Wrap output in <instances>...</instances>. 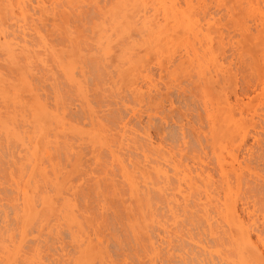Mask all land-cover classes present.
Returning <instances> with one entry per match:
<instances>
[{
	"label": "rangeland",
	"instance_id": "1",
	"mask_svg": "<svg viewBox=\"0 0 264 264\" xmlns=\"http://www.w3.org/2000/svg\"><path fill=\"white\" fill-rule=\"evenodd\" d=\"M127 1H123L125 7L121 5L123 4L122 2H113L112 4L106 3L108 0H9V2L4 0V3L3 0H0V100L2 101H0V104H3L4 101L6 102V99L7 101L8 99H12L11 102L9 100L10 104L20 100L24 101L23 103H25V101L32 103V97L35 95L32 96L31 93L37 89L35 91L38 93L34 92L33 94L37 95L36 97H38L39 101L41 98V101H44L47 105L49 102V107L56 103L55 106L57 107L59 105L58 108L64 112L66 124V131L64 129V134L66 135V144L70 142L67 145L69 147L71 145V149L68 150L69 147L66 145L67 152L65 151L66 156L63 161L64 163L67 162L63 167V170H65L63 174L66 176L68 174L71 175H68L69 178L64 176V183L66 184L64 185L66 187H63L65 188V190L63 189V193L67 196V201H71L67 204L71 207L72 216L75 215L74 220L70 218L71 216L68 217L69 215H65L67 218L61 221L63 224L58 222L60 223L59 226L62 224L61 227H59L56 222L57 219L55 220L57 215L54 214L58 206V197L54 193V188L52 190L53 193L50 191L52 188L49 189L47 194V196L49 195L47 197L48 199L45 198L47 201L46 203L44 202L47 206L49 205L53 208L54 213L53 210H51L53 213L51 215L48 214L50 212H47L48 208H44L45 206H43L42 211V208L39 207L42 206L40 205L42 200L39 204L38 201H40V199L34 197L36 201L38 199V206L35 204L38 208L34 206V209L44 213V209L47 210V214L50 215L49 219H47L49 221L47 222L49 223L50 219L51 223L53 222L51 224V229L48 228L50 236L52 237V235L58 230H61L63 226V231L61 230L62 233L59 235L61 244L60 242L58 244V238L56 239V236L53 235L52 239L45 231L44 233L47 235L43 233V236H48L47 239L44 238L45 240L43 238L37 239L34 230H31L30 234L27 232V234L24 235L19 234V232L17 233L16 229H14L13 235L9 232L5 233V229L2 230L1 228L5 227L6 230L9 231L10 227H14L17 223H20V218L18 217L21 215H19L18 212L17 214L19 216L17 215L16 218H14L16 219L14 222V220H12L14 214L12 212L14 211H10L9 208V211L6 210L7 207L5 206V212L7 213L8 211L7 214H9H6V219L12 215L8 219L12 220L13 223L7 219V223L9 222L7 224L5 219L0 217V220L3 219V223L0 221V226H2L0 229L1 232L4 231V235L0 236L2 237V239L0 238V264H168L164 261L165 257L168 255L167 253H169L170 256H174L179 252L181 244L184 245L186 249H189L191 244L199 242L198 237L192 236L196 234L191 228L192 226H189L191 224L189 223L191 221H189L191 216L188 217V214L190 213L191 215V212L194 210L191 207L192 205L190 206V202H192L191 200L193 199L191 196L194 195H190V193L192 192L194 194L193 191L197 186V188L200 187V191L198 190L199 188H196L197 190L195 189V191H197V193L195 194H200L201 197H203L202 194L208 189L207 192H209V194L211 193L213 194L212 196L215 197L219 194L218 197L221 198L222 195L220 192L222 191H219L218 183L221 184L222 180H226V182L231 185L233 191L230 190L231 192L229 191L226 193L228 195V197H226L228 198V202L236 200V202H234L236 203V209L238 208L237 213H239L238 215L241 220L243 219V222H246L244 224L248 225L249 221H253V223L251 222L253 224L252 227L250 226L251 224H249L250 228H252L250 240L256 243L260 252L264 253V0H143L142 3L136 1V5H134L135 3L133 0ZM96 2L102 10L97 9ZM2 3L5 4V6L8 5L7 3H10V6L2 8L4 7ZM37 4L39 5L37 6ZM42 4H44L43 7ZM7 7L9 9H7ZM10 8H12V11ZM43 8H46V11ZM22 9L25 11L24 13ZM109 12L111 16L108 14ZM10 13L12 15H10ZM25 13L26 16L23 15ZM152 14L157 16V19ZM148 17H154L156 21L151 22V24L155 22L157 25L158 22L159 27L156 30L154 28L157 26L153 24V26L150 27L147 21L145 23L146 25L144 24L145 27H147V30H149L148 28L150 27L154 31L156 30L155 32L153 31V33L158 32L159 34L157 33V35H154L150 30L151 32L149 31V35L148 31L143 30L146 28L141 27L145 19H149ZM39 18L42 22L39 21ZM133 24H135L136 27ZM33 26L37 27V30H34L35 33L31 29ZM147 32L149 36L146 35ZM153 35L154 39L158 38L157 44L154 42V39L152 40ZM22 36L24 38H22ZM150 39L155 44L152 43ZM149 44L150 48L148 47ZM22 45L29 48H26L28 52L32 51L29 52L30 55H28L26 49H24L25 46L23 47ZM50 46L51 50H49ZM8 48L11 52L17 54L16 58L13 56L14 53L10 54V59L7 58L10 52ZM150 49L155 50L151 51ZM33 51H35V53ZM49 51H52V54ZM18 52H20L21 56ZM57 52L58 57L62 54L60 56L61 58L57 57ZM74 52L75 54H73ZM23 53H27L25 54L26 57ZM66 53L67 55H65ZM75 55L76 57H74ZM116 55H119V57H116ZM104 56H107V58L105 57L107 60L103 59V61L102 58H104ZM93 57L96 58V60H94ZM17 58H19L18 62L20 61V64L16 62L15 65L14 60ZM99 59L101 63H105L99 64ZM9 60L11 61L8 62ZM25 60L27 61L25 62ZM91 60L94 63L98 62L97 66H95L96 64ZM89 65L93 66H90V68ZM92 67H94V69ZM21 68L22 70H26L21 71ZM107 70L109 71L107 72ZM20 72L24 73L20 74ZM11 73L13 75H11ZM19 75L24 76L19 77ZM6 78L10 80L6 81ZM3 79L4 82L6 81L8 83H4ZM22 81H28L27 85L24 83L25 86ZM12 83H14V85H12ZM16 84L18 88L15 86ZM7 85H10L9 88ZM27 86H29V88L32 87L31 90ZM27 89L32 92H27ZM55 89L59 93L55 91ZM29 93L32 97H30ZM18 97L20 99H18ZM44 98L47 100L46 102ZM85 103L90 106L89 108L87 107L89 113L87 112ZM10 104L9 106H11ZM53 106L51 108H53ZM90 109L92 112H90ZM1 110L5 112V110ZM2 111H0L1 115ZM90 113H94V116ZM113 118H115V121L110 123ZM95 120L99 121L96 122ZM99 124L102 126L101 128ZM104 126H107L106 129ZM5 128H7V126H5ZM8 130L9 131H5L6 133L4 134V131H0L1 140L4 138L3 136L5 134H14V132L10 133L12 129L10 131L8 128ZM18 130L15 134L18 135L21 131L19 134V136H21L23 129ZM35 135H37L36 139H38V134L36 133ZM19 136L17 137L19 138ZM16 141L13 139V142H15L14 144H16ZM83 142H85V144ZM19 143L17 141V145ZM109 149L112 150L111 154L113 153L114 156H110L108 152ZM0 150L2 151H0V155H3L0 159L4 158L3 161L0 160V164L2 165L1 168L6 170L5 172L4 169H0V192L5 193L6 186L8 190H6V193L8 194L11 190L10 194L11 192L13 194L15 191L12 190V188H15L14 183L20 187L24 179V183H22L20 188L24 190L26 196L28 197L29 194L31 196L34 193L33 196L38 195L39 192H37V188H33L37 190L33 192L32 186L35 182H32L31 179L40 180L39 182L41 183L40 173L38 178H36L37 175L32 178V175L35 173L38 174L36 171L31 175V183L29 182V185L32 191L27 185L29 181L27 177L29 174H25L27 170L28 173H30L29 169L25 170L24 174L21 176L18 172L17 174L12 170L14 168L11 165L12 163H10L11 166L7 167L12 169L9 170L5 166L9 164L8 158L10 160L11 157H8L9 154L7 152V154L3 153L5 152L4 149L0 148ZM5 154L7 159H5ZM116 157L118 159L120 158V160ZM65 158H67L66 161ZM74 163H76V166ZM3 164L6 165L3 167ZM27 166L26 164V167ZM122 166L124 170H122ZM144 167L149 170L157 169V177L155 176V171H149V173L145 175L144 171L147 169H144ZM150 167L156 168L151 169ZM221 167L224 169V172ZM46 168V173H49V167ZM134 169L143 174H138ZM174 169L176 170L175 173H173ZM220 169L223 172L221 175ZM2 170H4L3 173L5 175L13 171V177H15L12 178L15 179V182L13 183L14 180L8 177L9 180H11V183H9L10 181L8 178H5V175L1 172ZM159 170L164 171V175L162 172H159V174H162L160 175L162 179L161 177L159 178L160 181L162 180V185L166 183L163 181V176H165V174L170 179L169 182H174L181 177L179 179V182L181 181L179 185H182L180 187H182L183 191L178 189L180 193L176 194L175 189V191H173L175 193L173 194L171 190L168 191V189H171V187L168 186H171L173 183H169V185L166 184L168 188L165 185L162 187L160 181L158 182L159 184H156L157 181H154L159 180ZM146 172H148V170ZM134 173H136V176H132ZM189 173H191V175ZM236 173H238L239 176ZM129 174L131 177H129ZM172 174L175 176L173 175L172 177ZM49 175L50 173L48 176ZM122 175L123 177L125 176V178H123ZM183 175L186 178L190 177L192 183L187 179L182 180V178H185ZM50 176L52 179L53 175L51 174ZM146 176L147 179L148 177L149 179L148 181L145 179L147 181L145 183L142 180ZM176 176L177 178L174 180ZM171 177L173 180H171ZM235 177H238V179ZM66 178L68 180H66ZM134 178L135 180L137 178L136 183H138L137 188L139 189L135 187ZM207 178L209 180H207ZM131 179L133 180L131 181ZM150 179L152 183L149 181ZM164 180L166 181V178ZM237 180L240 184L239 190L237 189L238 187H235ZM4 181H8V183L6 182L5 185H3ZM111 182H113L114 186L113 184L111 185ZM176 182L174 184H176ZM184 182L185 184H183ZM186 182L194 185L189 187V183L186 184ZM32 183L33 185L31 186ZM40 183L37 181L35 185L40 186ZM11 184L13 186H9ZM146 184L153 187L151 188L149 186V188ZM154 184L156 185L154 186ZM23 185L28 186V188L25 186L23 187ZM202 185L206 187V190ZM156 186L162 187V189L167 188L166 190L168 193L167 191H165V193L164 189L160 195L157 190L153 192ZM113 187H117L116 190L118 189V191H114L115 189ZM144 188L153 189L152 193L149 195V197L151 196L150 199L153 200V202H150L151 206H148L150 209L148 208L147 210V208H145L146 206L143 205L144 208L142 212H136L138 209L141 210L142 206L141 209L137 207L138 209L135 208L137 210L132 212L131 209L135 206V204L133 205L135 202L132 200L134 199L135 201L137 195L140 197L141 191L143 192L142 196H144ZM188 188H190V190ZM216 189L218 191H216ZM201 190H203L202 194ZM139 191L140 193L138 194ZM120 192H122L121 194L123 195H121ZM155 192L158 197L153 196V194L156 195ZM7 194L5 195L8 196ZM12 194L8 197L15 195V193ZM54 194L57 197V201L54 198ZM188 194L192 199L189 198ZM50 195H52L51 197H53L57 205L53 200H49L52 199ZM118 195H121V198L122 196L125 198L121 199ZM170 195L172 196L171 198L175 195L174 198L178 200L174 201L175 199H171L169 197ZM184 195L189 198L188 208L193 209H190L191 212L188 211V214L185 212L189 209H186L184 213L183 211L179 212V214L182 213L184 218L185 214L187 215L185 219L182 216H180V218L178 216V211L181 210V204L183 205L184 199L187 198ZM30 196L28 197L29 199ZM132 196L135 197L133 198ZM181 196L185 198L181 200ZM118 198L122 200L123 204L121 200V203L119 202ZM154 198H160L159 200L161 201L162 199V202L166 201V203L163 202L165 205L162 202L159 204L158 202L160 201L154 200ZM170 199L171 201L173 200L174 206H172V202L169 203ZM179 201H181V203H178ZM49 202L54 205L47 204ZM175 202L178 204H175ZM71 203L73 207L69 205ZM128 204L132 206L131 209ZM167 204H171L169 208H173L174 210H172L174 212L165 208ZM127 206L128 209H130L127 210L128 212L130 211L129 213H126L127 208L124 209ZM177 206H179L178 209L176 208ZM246 207L249 211L248 214ZM29 208L31 209L29 210ZM66 208L65 213H71L68 211L69 208ZM32 209V206L27 207L25 210L26 212L24 211L26 214L21 212L26 216L29 215L28 213ZM118 210L119 213L115 214ZM175 210L177 211L176 213ZM168 211L170 213H168ZM149 212L151 213L149 214ZM125 213L127 215H125ZM138 213H145L146 215L142 214V218V215ZM32 214V217H34L35 215L33 212L30 215ZM38 214H36V216ZM40 214L42 213L40 212ZM171 214L177 215L178 217L175 218V216ZM210 214L212 218L214 217L213 219L210 218L213 225L215 219V222H218L217 225L222 222V220H219L220 214L217 213V215H215V212H211ZM52 215H55V218H52ZM118 215L124 216L118 219ZM132 215L137 218L135 219L137 221H134L133 217L130 218ZM223 215L221 217L222 219L226 214ZM216 216H219V218ZM36 218L34 220H36ZM76 220H79L78 223H81V226L84 227L85 230L81 227L84 232L81 231V229H79L80 233L76 230L78 223H73V221L76 222ZM89 220L91 222H89ZM4 222L6 223L5 225ZM55 222L57 225H55V228H58L54 229L57 231L53 230ZM85 222L87 225H85ZM143 222L145 224H143ZM10 223H12V226L9 225ZM7 225L9 226V230L7 229L8 227H6ZM129 225L133 226L131 230L133 229L132 232L135 231L134 233L131 232ZM12 228L11 230H13ZM14 228H17V226ZM186 229L190 232L194 231L191 232V237H194L193 239L197 242L194 241V243H191L192 241L189 240L188 230ZM72 232L74 235H76L77 232L76 238H73H75L74 241L78 242L77 245L81 244L79 246L82 249H79L82 250V253L84 251V245L85 249H87L85 251H88L86 243L92 241L93 243H88L92 248V250L88 252H94L93 247H101L104 248V251L109 257L106 256L105 253L104 255L102 254L104 257H101L99 252L101 253L102 249L97 252L95 248L96 252L94 253L99 254L101 259L96 258L98 256H96V254V257H94L93 253L87 255L88 252L84 251L85 253L82 254L78 251L79 249L77 248L79 246L77 247L71 237L72 235H70ZM183 232L186 233L184 234ZM8 233L14 236V238L11 235L9 237ZM85 233L88 236L85 235ZM5 234H7V238H4ZM17 234L19 237H17ZM256 235H259L260 238L258 239ZM8 238H10L11 242H8ZM78 238L83 239H81L82 243L80 239L78 241ZM201 238L199 237L201 241H204V239ZM35 239L36 241L40 240V250L38 253L41 252L39 253L40 255H38L42 259H33L32 261L29 259V261H26L21 260V258H14L13 255H15L18 250L23 254L26 251V247L35 244ZM41 240L44 242L42 246H40L43 243ZM45 242L47 244H45ZM2 243L6 246H3ZM238 244L239 246L243 245L240 242H238ZM236 246L234 242V244L232 243L230 246L213 247L215 249H213L215 251L213 253L216 255L227 253L229 264H245L240 256V250L247 249L245 251H249L248 249H250V247L248 244H244L242 246L243 249L242 247ZM60 247H63V249ZM5 249L10 251L8 255V251L6 252ZM20 253H18V256L22 255ZM91 255L93 257H89L88 259V256ZM81 257H83V259ZM12 259L15 260L13 261ZM153 260L154 263L152 262Z\"/></svg>",
	"mask_w": 264,
	"mask_h": 264
},
{
	"label": "bare ground",
	"instance_id": "2",
	"mask_svg": "<svg viewBox=\"0 0 264 264\" xmlns=\"http://www.w3.org/2000/svg\"><path fill=\"white\" fill-rule=\"evenodd\" d=\"M21 1H23V0H21ZM28 1H30V0H28ZM96 1V0H95ZM104 1V0H103ZM111 1L112 0H108V2H106V3H109V4H112L113 2H122L123 3V1H127V0H116V1H112V3H111ZM132 1V0H131ZM134 1V5H136V3L137 2H140V3H142V1L143 0H133ZM137 1V2H136ZM2 2V1H1ZM6 2H9V0H6ZM55 2V1H54ZM128 2V1H127ZM145 2V1H144ZM3 3H4V0H3ZM2 3V4H3ZM12 3V2H11ZM21 3V2H20ZM91 3V2H90ZM104 3V2H103ZM8 5H6V6H10L9 4L10 3H7ZM23 4H24V2H23ZM40 4V3H39ZM39 4H37V6L39 5ZM96 5H97V2L95 3ZM139 4V3H138ZM20 5V4H19ZM43 5L44 4H42V7H43ZM95 5V6H96ZM99 5V4H98ZM97 5V9H101V7L100 6H98ZM118 5H119V3H118ZM122 6L124 5L125 6V4L123 3V4H121ZM127 5V4H126ZM134 5H133V7H134ZM3 6L4 7H2V8H5L6 6H5V4H3ZM16 7H18V6H16ZM20 7V6H19ZM45 7V6H44ZM100 7V8H99ZM103 7H104V4H103ZM114 7V6H113ZM113 7H111V8H113ZM117 7V6H116ZM126 7V6H125ZM1 8V7H0ZM24 8H26V7H24ZM23 8V9H24ZM38 8V7H37ZM55 8V7H54ZM119 8V7H118ZM124 8V7H123ZM7 9H9L8 7H7ZM11 9V11H12V8H10ZM22 9V10H23ZM39 9V8H38ZM43 9H45V11H46V8H43ZM42 9V10H43ZM110 9V8H109ZM119 9H121V8H119ZM125 9H127V8H125ZM1 10V9H0ZM17 10V9H16ZM52 10V9H51ZM102 10V9H101ZM123 10V9H122ZM8 11H10V10H8ZM27 11V10H26ZM65 11V10H64ZM93 11V10H92ZM3 12V11H2ZM1 12V13H2ZM5 12V11H4ZM25 11L23 10V13H24ZM29 12V11H28ZM42 12V11H41ZM44 12V11H43ZM57 12V11H56ZM118 12V11H117ZM117 12H116V14H117ZM121 12V11H120ZM154 12H156V11H154ZM9 13V12H8ZM21 13H22V11H21ZM48 13V12H47ZM67 13V12H66ZM119 13V12H118ZM152 13V12H151ZM12 14H13V12H12ZM11 13H10V15H12ZM103 14H104V16H105V13L103 12ZM108 14H110V12L108 13ZM125 14H127V13H125ZM154 14V13H153ZM152 14V15H153ZM22 15V14H21ZM23 15H25L26 16V13L25 14H23ZM28 15V14H27ZM44 15H45V13H44ZM46 15H49V14H46ZM60 15V14H59ZM102 15V14H101ZM113 15V14H112ZM138 15V14H137ZM151 15V16H152ZM4 16V15H3ZM17 16V15H16ZM110 16H111V14H110ZM155 18L157 17V16H155V15H153ZM7 17V16H6ZM22 17V16H21ZM64 17V16H63ZM86 17V16H85ZM91 17V16H90ZM127 17V16H126ZM143 17V16H142ZM154 17H152V18H154ZM23 18V17H22ZM50 18V17H49ZM80 18V17H79ZM149 18V17H148ZM152 18H149V19H145V22H143L142 24L144 25L145 23H146V21L147 22H149V26L151 27V26H153V24H154V26H157V27H155L154 29H156L157 30V28L159 27L158 26V22H157V25H156V23L154 22L153 24H151V22H153V21H156V19L154 20V19H152ZM73 19V18H72ZM122 19V18H121ZM133 19V18H132ZM143 19H144V17H143ZM150 19H152V20H150ZM23 20H24V18H23ZM41 19L39 18V21H40ZM60 20V19H59ZM38 21V22H39ZM66 21V20H65ZM124 21V20H123ZM40 22H42V21H40ZM67 22V21H66ZM121 22V21H120ZM136 22V21H135ZM81 23V22H80ZM131 23V22H130ZM129 23V24H130ZM14 24V23H13ZM43 24V23H42ZM45 24V23H44ZM51 24V23H50ZM18 25V24H17ZM57 25V24H56ZM61 25V24H60ZM68 25V24H67ZM120 25V24H119ZM134 26H135V24H133ZM140 25V24H139ZM143 25H141V27H144V28H146V29H143V30H146V31H150L152 34H154V35H157V33H153V29H151L150 27L148 28L149 30H147V27H145V25L143 26ZM147 25H148V23H147ZM29 26V25H28ZM58 26V25H57ZM65 26V25H64ZM6 27V26H5ZM34 27H36V26H33V28H31L32 29V31L34 32V30L36 29L37 30V27L36 28H34ZM44 27V26H43ZM66 27V26H65ZM130 27V26H129ZM136 27V26H135ZM137 27H140V26H137ZM56 28V27H55ZM23 29V28H22ZM30 29V28H29ZM109 29V28H108ZM135 29V28H134ZM141 29V30H142ZM26 30V29H25ZM59 30V29H58ZM65 30V29H64ZM126 30V29H125ZM130 30V29H129ZM140 30V31H141ZM155 30V31H156ZM40 31V30H39ZM38 31V32H39ZM69 31V30H68ZM154 31V32H155ZM37 32V31H36ZM70 32V31H69ZM105 32V31H104ZM130 32V31H129ZM148 32L146 33V35L148 34ZM150 32H149V35H150ZM5 33V32H4ZM7 33V32H6ZM30 33V32H29ZM35 33V32H34ZM58 33H59V31H58ZM63 33V32H62ZM67 33V32H66ZM71 33V32H70ZM100 33V32H99ZM103 33V32H102ZM101 33V34H102ZM110 33V32H109ZM138 33V32H137ZM15 34V33H14ZM28 34V33H27ZM144 34V33H143ZM159 34V33H158ZM13 35V34H12ZM33 35V34H32ZM37 35V34H36ZM141 35H142V33H141ZM145 35V36H146ZM149 35H147V36H149ZM154 35H153V38H152V40L154 39ZM24 36H25V34H24ZM27 36V35H26ZM98 36V35H97ZM101 36V35H100ZM116 36V35H115ZM152 36V35H151ZM159 36V35H158ZM158 36H156V37H158ZM54 37V36H53ZM59 37V36H58ZM63 37V36H62ZM65 37V36H64ZM73 37V36H72ZM99 37V36H98ZM127 37V36H126ZM22 38H24L23 36H22ZM41 38V37H40ZM49 38V37H48ZM52 38V37H51ZM74 38V37H73ZM84 38V37H83ZM101 38V37H100ZM144 38H146V37H144ZM85 39V38H84ZM158 39V38H157ZM157 39H154L155 41V43L157 44ZM5 40V39H4ZM107 40V39H106ZM151 40V39H150ZM149 40V41H150ZM151 40V41H152ZM31 41V40H30ZM68 41V40H67ZM82 41V40H81ZM87 41V40H86ZM5 42H6V40H5ZM25 42V41H24ZM70 42V41H69ZM74 42V41H73ZM98 42V41H97ZM153 41H152V43H154ZM47 43V42H46ZM94 43V42H93ZM154 43V44H155ZM2 44V43H1ZM43 44V43H42ZM50 44V43H49ZM74 44H75V42H74ZM95 44V43H94ZM18 45V44H17ZM21 45V44H20ZM19 45V46H20ZM44 45V44H43ZM55 45V44H54ZM117 45V44H116ZM1 46V45H0ZM2 46H4V45H2ZM7 46H8V44H7ZM23 46V45H22ZM25 46V45H24ZM23 46V47H24ZM12 47H14V46H12ZM40 47V46H39ZM47 47V46H46ZM109 47V46H108ZM115 47V46H114ZM118 47V46H117ZM125 47V46H124ZM149 48H150V44H149V46H148ZM26 48H28V47H26L25 46V48L24 49H26ZM53 48V47H52ZM78 48V47H77ZM10 49H11V47H10ZM29 49V48H28ZM40 49V48H39ZM56 49H58V48H56ZM8 50H9V48H8ZM23 50V49H22ZM31 50V49H30ZM49 50H51V46H50V49ZM62 50V49H61ZM100 50H101V48H100ZM147 50V49H146ZM151 50V49H150ZM153 50H155V49H153ZM153 50H151V51H153ZM156 50H158V49H156ZM6 51V50H5ZM10 52H11V50H9ZM21 51V50H20ZM26 51H27V53H28V55H30L29 54V52H32V51H29L28 52V50L26 49ZM54 51H55V49H54ZM63 51H65V50H63ZM68 51H70V50H68ZM75 51V50H74ZM8 53L9 54V56H7V58H9L10 57V54H12V53H14V52H11V53ZM23 52V51H22ZM34 53H35V51H33ZM49 52H51V54H52V51H49ZM56 52V51H55ZM54 52V53H55ZM66 52V51H65ZM97 52V51H96ZM156 52V51H155ZM7 53V52H6ZM5 53V54H6ZM19 53V55L21 56V54H20V52H18ZM27 53H23V55L26 57V55L25 54H27ZM60 53H61V51H60ZM73 54H75V52L73 53ZM83 54V53H82ZM89 54H92V53H89ZM88 54V55H89ZM95 54V53H94ZM23 55H22V57H23ZM27 55V56H28ZM31 55H32V53H31ZM55 55H56V53H55ZM62 54H60V56H61ZM65 55H67V53L65 54ZM13 56H15V58H16V56H17V54L16 53H14V55ZM13 56H11L12 58H14ZM59 56V57H60ZM73 56V55H72ZM91 56V55H90ZM98 56V55H97ZM119 57V55H116V57ZM19 57V56H18ZM57 57H58V52H57ZM58 57V58H59ZM74 57H76V55L74 56ZM87 57H89V56H87ZM107 58V56H104V58H102V60L103 59H106ZM5 58V57H4ZM6 58V59H7ZM61 58V57H60ZM83 58V57H82ZM94 58V57H93ZM113 58V57H112ZM10 59V58H9ZM36 59V58H35ZM101 59V58H100ZM100 59L98 60L99 61V64L101 63L100 62ZM120 59V58H119ZM118 59V60H119ZM4 60V59H3ZM11 60H13V59H11ZM11 60H9L8 62H10ZM16 60V61H15ZM14 60V63H15V65H16V62L17 63H19L18 62V60H19V58H17V59H15ZM83 60V59H82ZM94 60H96V58H94ZM101 60V61H102ZM107 60V59H106ZM113 60H115V59H113ZM117 60V59H116ZM6 61V60H5ZM27 60H25V62H26ZM92 61V60H91ZM90 61V62H91ZM104 61V60H103ZM59 62V61H58ZM93 62V61H92ZM22 63V62H21ZM85 63V62H84ZM94 63V62H93ZM98 63V62H97ZM97 63H94V64H96L95 66H97ZM103 63H105V62H103ZM103 63H101V64H103ZM110 63V62H109ZM20 64V63H19ZM91 64V63H90ZM93 64V65H94ZM25 65V64H24ZM29 65V64H28ZM93 65H89V67L90 66H93ZM10 66H11V64H10ZM9 66V67H10ZM94 66V67H95ZM101 66V65H100ZM94 67H92L93 69H94ZM103 67V66H102ZM11 68V67H10ZM31 68V67H30ZM91 68V67H90ZM113 68V67H112ZM95 69H96V67H95ZM98 69V68H97ZM13 70V69H12ZM12 70H11V72H12ZM24 71L26 70V69H23ZM22 70V68H21V71H23ZM29 70V69H28ZM105 70V69H104ZM112 70V69H111ZM116 70V69H115ZM82 71V70H81ZM106 71V70H105ZM109 70H107V72H108ZM16 72V71H15ZM19 72V71H18ZM17 72V73H18ZM27 72H29V71H27ZM83 72V71H82ZM3 73V72H2ZM22 72H20V74H21ZM24 73V72H23ZM22 73V74H23ZM32 73V72H31ZM19 74V73H18ZM108 74V73H107ZM11 75H13L12 73H11ZM31 75V74H30ZM53 75V74H52ZM83 75V74H82ZM24 76V75H23ZM23 76H21V75H19V77H23ZM27 76V75H26ZM5 77V76H4ZM14 77V76H13ZM12 77V78H13ZM53 77V76H52ZM118 78H119V76H118ZM120 78H122V77H120ZM5 79V78H4ZM4 79H3V82H4ZM23 79V78H22ZM21 79V80H22ZM129 79V78H128ZM127 79V80H128ZM10 79H8V78H6V81H9ZM24 80V79H23ZM122 80H124V79H122ZM2 81V80H1ZM4 82V83H8V82ZM18 81V80H17ZM40 81V80H39ZM129 81H130V79H129ZM3 82H1V83H3ZM14 82V81H13ZM28 82V81H27ZM27 82H23L22 81V83L24 84V83H26V85H27ZM83 82H85V81H83ZM72 83H74V82H72ZM114 83V82H113ZM120 83H123V82H120ZM30 84V83H29ZM12 85H14V83H12ZM11 85V86H12ZM19 85V84H18ZM25 85V84H24ZM25 85V86H26ZM32 85V84H31ZM114 85V84H113ZM1 86V85H0ZM4 86V85H3ZM2 86V87H3ZM8 86V85H7ZM6 86V87H7ZM10 86V85H9ZM9 86H8V88H9ZM16 87H17V84L15 85ZM22 86V85H21ZM24 86V87H25ZM28 88H29V86H27ZM31 87V86H30ZM34 87H35V85H34ZM37 87V86H36ZM53 87V86H52ZM7 88V89H8ZM18 88V87H17ZM26 88V87H25ZM24 88V89H25ZM32 88V87H31ZM31 88H29L30 90H31ZM57 88V87H56ZM62 88V87H61ZM5 89V88H4ZM11 89H13V88H11ZM40 89V88H39ZM54 89V88H53ZM53 89H51V90H53ZM116 89H118V88H116ZM30 90H26L27 92H29ZM35 90H37V89H35ZM34 90V92H36ZM60 90V89H59ZM23 91H25V90H23ZM55 91H57L56 89H55ZM54 91V94L56 95V92ZM111 91V90H110ZM13 92V91H12ZM32 91H30V93H31ZM34 92H32L31 94H32V96L33 95H35V96H31V94H30V97H32V103H29V102H26L25 101V103H23L24 101H15V102H13V103H9V100L10 99H8V101H7V99L6 98H4V99H6V102L4 103L3 102V104H0V111H2L1 109H3V110H5V112L4 111H2L1 113H2V115H1V117H0V131H4L3 132V134L4 133H6L7 131H9L8 130V128L10 129V131H11V129H12V132H10V133H13L14 132V134H12V135H10V134H8V135H2L4 138L1 140L0 139V148L1 149H4L5 150V152H3V153H8L9 155H8V157L10 156L11 158H10V160L12 161H10L9 160V158H8V161H9V164L8 165H4L3 164V167L5 166V167H7V166H11L12 165V167L14 168V169H12V168H9V167H7L9 170L10 169H12L15 173H19V175H23L24 174V172H25V170H27V169H29V172L30 173H28V170H27V173H25V174H29L28 175V177H27V179H29V181H28V183H27V185L29 186V188H30V185H29V182L31 183V180H32V182H37L38 181V183H40L39 181L40 180H37V179H34L33 178V176H35V175H37V177L36 178H38L39 176L41 177L40 179L42 180L41 181V183H40V186H39V188H38V186L37 185H35V183H34V185H33V183L31 184V186H32V189L33 188H37L38 189V191L36 190V189H31L33 192H39L38 193V195H36V196H33L34 194H32L31 196H30V194H29V196H30V199L26 196V194H25V192H24V190L22 189V188H20L21 187V185H22V183H24L23 181H24V179H23V181H22V179H21V181H22V183L20 184V187L18 186V185H16V183H14L15 182V179H13L14 177H13V171H11V172H8V175H5L3 172H4V168H1L2 167V165L0 164V169H4V170H2L1 172L3 173V175H5V178H10L11 180H14L13 181V183L15 184L14 185V187L16 188H12V190L14 191L13 192V194L15 193V195L14 196H12V197H8V196H11V194H12V192H11V194H10V191H9V193L7 194L6 193V190H7V187L5 186V193L3 192V193H1L0 192V213H2V214H0V217H2L3 219H5V221H6V223H7V219L8 218H10L12 215H10L7 219H6V214L8 213V211H9V209H10V211H14V212H12V213H14L13 214V216H12V220H14V222H15V220L16 219H14V218H16V216L18 215L17 213L19 212V217L18 218H20L19 219V224L17 223V225H16V223H15V225L17 226V228H14V227H16V226H12L11 224L13 223V221L12 220H10V219H8V221H11L12 223H10L9 225H11L12 227H10V230H9V226L7 225L6 227H8L7 229L9 230V231H7L6 230V228L4 227H2V226H0V228L3 230V229H5V233H7V232H9V233H11L12 235H13V231H14V229H16V232L18 233L19 232V234H21V235H24V234H27V232H29V234H30V232H31V230H34L35 232H36V236H37V239H41V238H46L47 239V237H44L43 236V233H44V231L45 232H47V234H49V236H50V232L48 233V228H50L51 229V224L53 223H51V219H50V222L48 223L47 221H49V220H47V219H49V216L51 215V214H53L54 213V210H53V208H51L49 205L47 206L45 203H46V201L47 200H45V198H47L48 196H47V194H48V192H49V189L50 188H52V189H50V191L52 192V190H53V188H54V190H55V194L57 195V197H58V206L56 207V205H57V203L53 200V197H51L52 195H50V197L52 198V199H49L50 201L51 200H53L54 201V203H56V205H55V207H56V212L54 213V214H56L57 215V218H55V215H52V218L54 217L55 218V220H56V222H57V225L59 226V224L60 223H62L63 224V222H61V221H64L65 219L64 218H67L65 215H69L68 217H70L71 219H75L74 217H75V215H73L72 216V211H71V207L70 206H68V204L67 203H70L69 202V200L67 201V196H65L64 195V191H63V189L65 190V188H63V187H66L65 185V177L64 176H66V175H64L63 174V172L65 171V170H63V167H64V165H65V163L67 162L66 160H67V158H65V163H64V157L66 156L65 155V151L67 152V147H66V145L68 144V143H70V142H68L67 144H66V138H65V134H64V129H65V116H64V112L62 111V110H60L58 107H59V105L56 107L55 106V104H53L54 106H55V108H54V106L53 105H51V107L53 106V108H51V107H49L50 106V104H49V102H48V105H47V103H44V101H41V98H40V96H39V98H40V101H39V99H38V97H36L37 95L36 94H33ZM58 92V91H57ZM17 93V92H16ZM36 93H38V92H36ZM59 93V92H58ZM52 94H53V92H52ZM1 97H2V94H1ZM4 97H5V95H4ZM29 97V98H30ZM34 97H35V99H34ZM8 98H11V97H8ZM24 98H26V97H24ZM28 98V99H29ZM58 98V97H57ZM60 98V97H59ZM1 99H3V98H1ZM15 99H16V97H15ZM18 99H20L19 97H18ZM31 99V98H30ZM39 101H37V100ZM45 99V98H44ZM56 99V98H55ZM134 99V98H133ZM12 100V99H11ZM11 100H10V102H11ZM1 101V100H0ZM28 101V100H27ZM30 101V100H29ZM35 101V102H34ZM47 100L45 99V102H46ZM134 101V100H133ZM139 101V100H138ZM2 102V101H1ZM7 102H8V104H7ZM41 102H43V103H41ZM62 102V101H61ZM140 102V101H139ZM54 103V102H53ZM9 104L11 105V106H9ZM59 104V103H58ZM121 104V103H120ZM85 105H86V109H87V112L89 113V111H88V108L90 107V106H88L87 105V103H85ZM88 107V108H87ZM82 108V107H81ZM62 109V108H61ZM82 109H84V108H82ZM94 109V108H93ZM4 112V113H3ZM84 112V111H83ZM90 112H92V110L90 109ZM3 114H5V115H3ZM84 114V113H83ZM91 114V113H90ZM91 115H93L94 116V113L93 114H91ZM84 117V116H83ZM89 117V116H88ZM91 117V116H90ZM120 118V117H119ZM90 119H92V118H90ZM89 119V120H90ZM97 120V119H96ZM95 120V121H96ZM111 120V119H110ZM90 121H92V120H90ZM99 121V120H98ZM98 121H96V122H98ZM112 121L114 122L115 121V118H113V120H111V122L110 123H112ZM95 122V123H96ZM101 122V121H100ZM107 122V121H106ZM86 123V122H85ZM94 123V122H93ZM108 123H109V119H108ZM100 124H102V123H100ZM100 124H99V127L101 128L102 126H100ZM104 124V123H103ZM69 125V124H68ZM93 125V124H92ZM97 125V124H96ZM2 126V127H1ZM4 126V127H3ZM5 126H7V128H5ZM98 126V125H97ZM108 126V125H107ZM106 126V127H107ZM105 127V126H104ZM106 127H105V129H106ZM127 127V126H126ZM3 128H5V129H7V130H5V129H2ZM15 129V130H14ZM18 129H23V132H22V135L21 136H19V134L21 133V131H20V133L18 134V135H16L15 134V132L17 131ZM68 129V128H67ZM6 131V132H5ZM19 131V130H18ZM65 131H66V129H65ZM73 131V130H72ZM9 133V132H8ZM17 133V132H16ZM38 134V139H36L37 138V135H35V134ZM65 133H67V132H65ZM69 133H71V132H69ZM73 133V132H72ZM76 133V132H75ZM122 133V132H121ZM146 133V132H145ZM147 134V133H146ZM145 134V135H146ZM15 135H16V137H15ZM10 136V137H9ZM15 138H14V137ZM17 136H19V138L17 137ZM69 136V135H68ZM121 136V135H120ZM197 136H199V135H197ZM11 137H12V141H11ZM17 138V139H16ZM13 139H14V141H18V145H17V141H16V144H14L15 142H13ZM71 140V139H70ZM69 141V140H68ZM120 142V141H119ZM134 142V141H133ZM72 143V142H71ZM84 144H85V142H83ZM91 143V142H90ZM199 143V142H198ZM93 144V143H92ZM91 144V145H92ZM103 144V143H102ZM104 144H105V142H104ZM110 145H112V144H110ZM119 145H121V144H119ZM68 146V145H67ZM141 146V145H140ZM200 146V145H199ZM69 147V146H68ZM70 147H71V145H70ZM68 148V150L69 149H71V148ZM104 147V146H103ZM102 147V148H103ZM152 147V146H151ZM108 148V147H107ZM127 148V147H126ZM156 148V147H155ZM3 150V151H4ZM78 150V149H77ZM103 150V149H102ZM200 150H202V149H200ZM205 150V149H204ZM1 151V150H0ZM92 151V150H91ZM131 151V150H130ZM135 151V150H134ZM2 152V151H1ZM72 152V151H71ZM79 152V151H78ZM108 152L110 153V156L112 155V156H114V154L112 153L111 154V152H112V150H108ZM142 152V151H141ZM2 153V154H3ZM6 153V154H7ZM6 154L4 155L5 156V159H7V156H6ZM80 154V153H79ZM162 154V153H161ZM92 155V154H91ZM1 156H3V155H0V157ZM81 156V155H80ZM79 156V157H80ZM92 156H94V155H92ZM96 156V155H95ZM71 158V157H70ZM77 158V157H76ZM98 158V157H97ZM112 158V157H111ZM117 158V157H116ZM164 158V157H163ZM162 158V159H163ZM166 158V157H165ZM4 159V158H3ZM3 159L1 158L0 160H2L3 161ZM78 159V158H77ZM118 159V158H117ZM69 160V159H68ZM113 160V159H112ZM118 160H120V158L118 159ZM165 160V159H164ZM167 160V159H166ZM5 161V160H4ZM7 161V160H6ZM5 161V162H6ZM7 161V162H8ZM114 161V160H113ZM1 162V161H0ZM77 162H78V160H77ZM81 162V161H80ZM96 162V161H95ZM111 162V161H110ZM121 162V161H120ZM3 163V162H2ZM10 163H12L11 165H10ZM64 163V164H63ZM73 163V162H72ZM98 163V162H97ZM26 164L28 165L27 167H26ZM78 164V163H77ZM80 164V163H79ZM118 164H119V162H118ZM74 165L76 166V163H74ZM74 165H73V167H74ZM216 165V164H215ZM222 165V164H221ZM221 165H219V166H221ZM49 168H48V167ZM176 166V165H175ZM218 166V167H219ZM48 168V169H50V170H48V172L50 173V175L52 174L53 176V181H52V179L50 178L51 176L49 175L48 176V174L49 173H46V171H45V168ZM79 167V166H78ZM140 167V166H139ZM159 167V166H158ZM157 167V168H158ZM174 167V166H173ZM46 168V169H47ZM72 168V167H71ZM81 168V167H80ZM109 168V167H108ZM121 168V167H120ZM122 168H123V166H122ZM143 168V167H142ZM151 168V167H150ZM152 168H156V167H152ZM151 168V169H152ZM175 168V167H174ZM178 168V167H177ZM222 168V167H221ZM135 169H138V168H135ZM134 169V171H136ZM144 169H147V168H145L144 167ZM158 169H160V168H158ZM223 169V168H222ZM122 170H124V168L122 169ZM139 170V169H138ZM141 170V169H140ZM148 170V172H146ZM147 170H145L144 172H145V175H146V173L148 174L149 173V171H152V172H154L155 173V176L157 175L156 173H157V169H153V170H149V169H147ZM37 172L38 174H34V175H32V173L33 172ZM51 171H52V173H51ZM79 171V170H78ZM112 171V170H111ZM120 171H121V169H120ZM175 169H174V172L173 173H175ZM199 171H200V169H199ZM226 171V170H225ZM5 172H6V170H5ZM136 172H138V171H136ZM140 172V171H139ZM138 172V174H143V173H139ZM159 172H162V174H163V172L164 171H158V174H159ZM222 171H221V169H220V175L221 174H223V172H224V169H223V172L221 173ZM17 173V174H18ZM39 173H40V175H39ZM124 173V172H123ZM132 173V172H131ZM153 173V174H154ZM166 173V172H165ZM201 173V172H200ZM208 173V172H207ZM68 174V173H67ZM136 173H134L132 176H136L135 175ZM151 174V173H150ZM149 174V175H150ZM161 173L159 174V176H158V179L161 177L160 175H162ZM190 175H191V173H189ZM198 174V173H197ZM202 174V173H201ZM225 174H226V172H225ZM237 175H238V173H236ZM240 174V173H239ZM31 175H32V178L33 179H31ZM39 175V176H38ZM69 176L71 175V174H68ZM68 175L66 176L67 178H69L68 177ZM89 175V174H88ZM121 175V174H120ZM130 175V174H129ZM144 175V176H145ZM148 175V176H149ZM164 175V174H163ZM169 175V174H168ZM173 175L174 174H172V177H173ZM177 175V174H176ZM200 175V174H199ZM198 175V176H199ZM208 175V174H207ZM18 176V175H17ZM175 176V175H174ZM178 176V175H177ZM177 176L174 178V180H176V178H177ZM184 176V175H183ZM239 176V175H238ZM13 177V178H12ZM122 177H123V175H122ZM129 177H131V175L129 176ZM140 177H141V175H140ZM157 177V176H156ZM164 178H163V181L164 182H166V183H164L163 185H162V180L160 181V179L159 180H155L154 182H156L157 181V183L156 184H159L158 182L160 181V185L162 186V187H164V185L166 186V184H168L169 185V183H175L176 181V184H170L171 186H168V187H171V189H168V191H170L171 190V192H173V191H175V189H176V194L177 193H180V191H183V189H182V187H180V186H182V185H179V183H181V181L179 182V179L181 178H179V179H177L176 181H174V182H169L170 181V179L166 176V174H165V176H163ZM170 177V176H169ZM171 177V178H172ZM179 177V176H178ZM185 177V176H184ZM189 177V176H188ZM209 177V176H208ZM222 177V176H221ZM1 178V177H0ZM3 178H4V176H3ZM4 178V179H5ZM9 178H8V180H9ZM17 178V177H16ZM23 178H25V177H23ZM66 178V180H68ZM123 178H125V176L123 177ZM142 178V177H141ZM166 178V181L164 180ZM197 178V177H196ZM236 179H238V177H235ZM3 179V180H4ZM31 179V180H30ZM109 179H111V178H109ZM145 179H147V176L146 177H144V179L142 180L143 182H147L148 181V179H149V177H148V179H147V181L145 180ZM161 179H162V177H161ZM183 179H187L188 181L190 180V177L189 178H182V180ZM199 179H200V177H199ZM202 179V178H201ZM221 179V178H220ZM235 179V180H236ZM1 180V179H0ZM11 180H9L10 182L9 183H11ZM34 180V181H33ZM35 180H37V181H35ZM133 179H131V181H132ZM134 180H135V178H134ZM136 180H137V178H136ZM134 181L135 183L134 184H136V188H137V185H138V183H136L137 181ZM171 180H173V178L171 179ZM204 180V179H203ZM207 180H209L208 178H207ZM206 180V182L208 183V181ZM130 181V182H131ZM149 181H151V183H152V180L150 179ZM191 181V183H192V179L190 180ZM189 181V182H190ZM195 181V180H194ZM8 183V181H4V184L3 185H5V183ZM16 182H17V180H16ZM139 182V181H138ZM153 182V183H154ZM188 182V183H189ZM237 182V183H236ZM235 183H236V186L235 187H238L237 189L239 190V181L237 180ZM67 183V182H66ZM115 183V182H114ZM151 183H149V184H151ZM187 182H186V184H188ZM191 183H189V187H191V185H194V184H191ZM201 183V182H200ZM204 183V182H203ZM206 183V184H207ZM218 183V182H217ZM1 184V185H2ZM17 184H18V182H17ZM65 184V185H64ZM113 184V182H111V185ZM142 184V183H141ZM144 184V183H143ZM156 184H154V186L156 185ZM183 184H185V182L183 183ZM196 184V183H195ZM211 184H213V183H211ZM219 185V191H222V192H224L225 193V195H224V193H222V192H220L221 193V195L223 196L224 195V197H223V199H222V196H221V198L220 197H218L219 196V194L217 195V197H215V196H212L213 194H209V192H207L208 191V189H207V191H204V195L202 194V191L205 189L206 190V187L205 186H203V190H201V194H202V196L203 197H201V195L199 196V195H197V194H195V193H197V191H195V189L197 188V186H196V188L194 189V194L192 193H190V195H194V196H191L192 198H190V196H189V194H188V196H189V198L190 199H192L191 201L192 202H190V206L194 209H192V208H188L189 207V198H188V196H185V197H187V198H185L184 196H181L182 198H181V200H183V198H185L184 199V201H183V205L181 204V210H179L178 211V216H179V218H180V216H182L183 217V215H182V213L181 214H179V212L181 211H183V213H184V211L186 210V209H189V210H187L185 213H187L188 211L189 212H191V210H193V212H191V215H190V213L188 214V217L189 216H191L190 218L191 219H189V223H191L189 226L195 231V234L196 235H192V236H196V237H198V240H199V242H197L196 240H194L192 237H191V232H194V231H189L188 229H186V230H188V238H189V240L190 241H192L191 243H194V241L195 242H197L196 244H191L190 245V247H189V249H186V247L184 246V245H182L181 244V248H179L178 250H179V252L178 253H176V255H174V256H170L169 255V253H167L168 255L165 257V262L166 263H168V264H229L228 263V256H227V253H223L222 255H216L215 253H213V252H215L214 250V248L213 247H218V246H224V245H226V246H230V244H234V242H235V245H237L236 247H238L239 246V244H238V242H240L241 244H248V246L250 247V249H248L249 251H245V250H247V249H243V245L242 246H239L240 248L242 247V251L240 250V256H241V258H242V260L245 262V264H264V253L263 252H260L259 250H258V248H257V246H256V243H253V242H251V238H250V233H251V231H252V228H250V226L252 227V223H253V221H249L248 223L249 224H251L250 226H249V224L248 225H245L244 223H246V222H243L244 220L242 219L241 220V218L239 217V213H237V210H238V208L236 209V200H234V201H230V202H228V195L226 194V193H228L230 190L231 191H233L232 189H231V185L228 183V182H226V180H222V182H221V184L220 183H218ZM233 184V183H232ZM7 185V184H6ZM64 185V186H63ZM69 185V184H68ZM147 186H148V184H146ZM146 185H145V187H146ZM153 185V184H152ZM160 185H158V186H160ZM197 185V184H196ZM209 185V184H208ZM234 185V184H233ZM8 186V185H7ZM9 186H13L12 184L11 185H9ZM17 186V187H16ZM27 187L28 188V186H26V185H23V187ZM113 186H114V184H113ZM134 186V185H133ZM150 186V185H149ZM148 186V187H149ZM166 186V187H167ZM199 186V185H198ZM2 187V186H1ZM144 187V186H143ZM151 187V186H150ZM149 187V188H150ZM153 187V186H152ZM151 187V188H152ZM162 187L160 188V187H155V190H153V192L154 191H158V193H159V195H160V193L161 192H163V189H164V192L165 191H167L166 189L168 188H163L162 189ZM180 187V188H179ZM188 187V186H187ZM193 187V186H192ZM208 187V186H207ZM217 187V186H216ZM215 187V188H216ZM10 188V189H11ZM115 190L114 191H118V189L116 190V188L117 187H113ZM122 188V187H121ZM199 188V189H198ZM197 189L200 191V187H198ZM3 189V190H4ZM30 189H28V190H30ZM137 189H139V188H137ZM136 189V190H137ZM141 189H143V188H141ZM180 191H179V190ZM189 190H190V188H188ZM196 189V190H197ZM249 189V188H248ZM113 190V189H112ZM133 190V189H132ZM135 190V191H136ZM144 196H142V194H143V192L141 191V193H140V191L138 192V194L140 193V195L142 196H138L137 195V192H136V195H137V199H138V201H137V199L135 198V201H134V197L132 198L133 200V202H135V203H133V205L135 204V206H133V208L131 209V205L130 204H128V205H130L129 207H130V209H131V211L132 212H135V210H137L138 208H140L141 209V206H142V209L141 210H137L136 212H138V211H140V212H142L143 211V208H144V206H146L145 208H147V210H148V206H151L150 205V202L152 201L153 202V200H151L150 199V197H149V195H150V193H152V190L151 189H148V188H144ZM179 192H178V191ZM189 190H188V192H189ZM8 191V190H7ZM75 191V190H74ZM120 191V190H119ZM138 191V190H137ZM168 191H167V193H168ZM210 191V190H209ZM216 191H218L217 189H216ZM230 191V192H231ZM250 191V190H249ZM254 191V190H253ZM30 192V191H29ZM32 192V193H33ZM50 192V193H51ZM130 192V191H129ZM175 192H173V194L175 193ZM187 192V193H188ZM53 193V192H52ZM66 193H68V192H66ZM69 193H72V192H69ZM96 193H97V191H96ZM116 193H119V192H116ZM122 192H120V194H121ZM156 193V192H155ZM166 193V192H165ZM170 193V192H169ZM216 193H218V192H216ZM250 193V192H249ZM5 194H7L8 196H6ZM10 194V195H9ZM12 194V195H13ZM37 194V193H36ZM54 194V195H55ZM162 194V193H161ZM56 195L54 196V198L56 199L57 197H56ZM115 195V194H114ZM121 195H123V194H121ZM121 195H118V196H120L119 198H121ZM152 195V194H151ZM163 195H164V193H163ZM168 195V194H167ZM179 195H181V194H179ZM187 195V194H186ZM215 195V194H214ZM33 196V197H32ZM46 196V197H45ZM153 196H156V197H158V195H157V193H156V195L155 194H153ZM165 196V195H164ZM227 196V197H226ZM38 198V199H40V201H38V199H37V201H38V203L40 204L41 203V200H42V203L40 204V205H42V206H39L40 208H42V211H43V206H45L44 208H48V211L47 210H45L44 209V211H45V213L44 212H42V211H40V210H36V209H34L35 207H37L38 206V204H37V201H36V199L35 198ZM66 197V198H65ZM83 197V196H82ZM81 197V198H82ZM129 197V196H128ZM160 197V196H159ZM170 198L172 197L171 195L169 196ZM174 197H175V195H174ZM173 197V198H174ZM84 198V197H83ZM112 198V197H111ZM114 198H116V197H114ZM118 198V200H119V202H120V200L121 199H124L123 198V196H122V198L121 199H119ZM140 198V199H139ZM162 198H163V196H162ZM173 198H171V199H173ZM230 198V197H229ZM48 199V198H47ZM70 199V198H69ZM72 199V198H71ZM131 199V198H130ZM130 199H129V201H130ZM152 199H153V197H152ZM156 198H154V200H155ZM160 199V198H159ZM158 198L156 199V200H159ZM165 199V198H164ZM167 199L169 200V198H168V196H167ZM166 199V200H167ZM171 199H170V202L169 203H171L172 202V206H174L173 204H174V202H173V200L171 201ZM175 199V198H174ZM73 200V199H72ZM178 200V199H177ZM176 199L174 200V201H177ZM223 200V201H222ZM53 201H52V203H53ZM56 201H57V199H56ZM112 201V200H111ZM139 203H137V202ZM160 201V200H159ZM2 202H3V204H2ZM45 202V203H44ZM121 202H122V200H121ZM120 202V203H121ZM125 202V201H124ZM156 202H158V201H156ZM162 202V199H161V201L160 202H158L159 204ZM164 202V201H163ZM162 202V203H163ZM136 203H137V205H140V206H137L136 205ZM164 203H166V201L164 202ZM163 203V204H164ZM178 203H181V201H179ZM177 202H175V204H178ZM192 203V204H191ZM35 204H37V206H35ZM44 204V205H43ZM47 204H50V202L49 203H47ZM122 204H123V202H122ZM162 204V205H163ZM246 204V203H245ZM50 205H52V204H50ZM54 205V204H53ZM52 205V206H53ZM69 205H71L72 207H73V204L71 203V204H69ZM85 205V204H84ZM144 205V206H143ZM156 205H158V204H156ZM165 205V204H164ZM171 204H167V206L165 207L166 209H169V211H171L172 209H170L169 208V206H170ZM263 205H264V203H263ZM7 207L6 208V210H8L7 211V213L5 212L6 210H5V208L4 207ZM32 206V212L34 213V217H32L33 216V214L32 215H30L32 212L31 211H29V215H24V214H26V213H24V211L26 210V208L27 207H31ZM35 206V207H34ZM75 206V205H74ZM180 206V205H179ZM179 206H177L176 208L178 209V207ZM248 206V205H247ZM66 207H70L69 209H68V211H70L71 213H69L68 211V213L66 214L65 212H66V210L65 209H67ZM76 207V206H75ZM102 207V206H101ZM138 207V208H137ZM160 207V206H159ZM168 207V208H167ZM243 207V206H242ZM9 208V209H8ZM38 208V207H37ZM127 208V209H126ZM135 208H137V209H135ZM154 208V207H153ZM162 208H164V207H162ZM175 208V207H174ZM175 208V209H176ZM31 208H29V210H30ZM85 209V208H84ZM118 209H120V208H118ZM124 209H126V213L128 212L127 210H130V209H128V206L127 207H125ZM123 209V211L125 212V210ZM134 209V210H133ZM150 209V208H149ZM191 209V210H190ZM246 209H247V214L249 213V211H248V208L246 207ZM35 210H36V213H35ZM50 210V211H49ZM51 210H53V213L51 212ZM146 210V209H145ZM156 210V209H155ZM159 210V209H158ZM174 210V209H173ZM172 210V211H173ZM212 210V211H211ZM242 210V209H241ZM24 213V214H22V212ZM50 212V213H48V214H50V215H48L47 214V212ZM121 212H123L122 210H120ZM168 211V213H170ZM26 212V211H25ZM40 214V212L42 213V214H40V216H39V214ZM79 212V211H78ZM88 212H90V211H88ZM130 212V211H129ZM128 212V213H129ZM174 212V211H173ZM177 211L175 210V213H176ZM211 212H215V215H217V213L218 214H220L221 216H220V218L222 217V215L225 217H223V219L221 218H219V216H216V217H218L219 218V220L221 221L222 220V222L221 223H219L218 225H217V223L215 222L216 221V219H215V221H214V225L212 224L213 222H211V219H213L211 216ZM242 212V211H241ZM10 214H12L11 212H9ZM44 213V214H43ZM119 213V210H118V212H116L115 214H118ZM125 213V215H127ZM151 212H149V214H150ZM193 213V214H192ZM221 213H223V214H221ZM243 213V212H242ZM36 214H38L37 216H36ZM74 214V213H73ZM86 214V213H85ZM131 214H133V213H131ZM138 214H141V213H138ZM143 215L145 214V213H142ZM141 214V215H142ZM148 214V213H147ZM148 214V215H149ZM173 214V213H172ZM171 214V215H172ZM212 214H214V213H212ZM251 214V213H250ZM7 215H9V214H7ZM44 215V216H43ZM45 215H47V216H45ZM122 215V214H121ZM121 215H118L117 217H118V219L119 218H121V217H123V216H121ZM130 215V214H129ZM128 215V216H129ZM134 215H136V214H134ZM143 215H142V218H143ZM146 215V214H145ZM153 215H154V213H153ZM211 215V216H210ZM21 216H22V218H21ZM83 216H85V215H83ZM140 216V215H139ZM138 216V217H139ZM172 216H175V218H177L178 216L177 215H172ZM171 216V217H172ZM186 214H185V218H186ZM32 217V218H31ZM36 217H38V218H36ZM73 217V218H72ZM87 217V216H86ZM114 217V216H113ZM133 217V215L130 217V218H132ZM149 217V216H148ZM18 218H17V220H18ZM36 218V220H34ZM51 218V217H50ZM128 218V217H127ZM134 218V221H137V220H135V219H137L136 217H133ZM141 218V217H140ZM150 218V217H149ZM151 218H152V216H151ZM184 218V217H183ZM184 218V219H185ZM211 218V219H210ZM217 218V219H218ZM3 219H1L0 221H2ZM85 219V218H84ZM88 219V218H87ZM117 219V220H118ZM54 220V219H53ZM91 220V219H90ZM89 220V222H91ZM115 220H116V217H115ZM133 220V219H132ZM141 220H143V219H141ZM144 220H145V218H144ZM249 220V219H248ZM85 221V220H84ZM83 221V222H84ZM147 221V220H146ZM146 221H144V222H146ZM218 221V220H217ZM56 222L54 223V227H53V225H52V227H53V230H55V229H57V228H55V225H56ZM58 222H60V223H58ZM79 222V220H76V222H74L73 221V223H75V224H77ZM143 222V224H145ZM183 222V221H182ZM252 222V223H251ZM2 223H3V221H2ZM2 223H1V225H2ZM5 222H4V225L6 224ZM9 223V222H8ZM7 223V224H8ZM72 223V224H73ZM119 223V222H118ZM223 223V224H222ZM50 224V225H49ZM61 224V225H62ZM182 224V223H181ZM3 225V226H4ZM14 225V224H13ZM49 225V226H48ZM56 225V226H57ZM61 225L59 226V227H61ZM64 225H65V223H64ZM74 225V224H73ZM85 225H87L86 224V222H85ZM94 225V224H93ZM66 226V225H65ZM64 226V227H65ZM130 226V225H129ZM128 226V227H129ZM181 226H183V225H181ZM74 227V226H73ZM80 227V228H79ZM81 227L84 229V227L83 226H81V223H78V225L76 226V230H78V232L80 233V231H79V229H81ZM133 226H130V230H131V228H132ZM136 227V226H135ZM11 228L13 229V230H11ZM55 228V229H54ZM62 228H63V226H62ZM62 228H61V230H62ZM188 228V227H187ZM191 228H189L190 230H192ZM1 229H0V236H3L4 234H3V232H1ZM60 229V228H59ZM69 229V228H68ZM83 229H81V231H83ZM88 229V228H87ZM185 229V228H184ZM47 230V231H46ZM61 230H55V231H57V232H55V234H53L54 236H56V239H57V241H58V244H59V242L61 241H59V235L62 233V231ZM75 230V229H74ZM85 230V229H84ZM254 230V229H253ZM11 231V232H10ZM51 231V230H50ZM61 231V232H60ZM69 231V230H68ZM133 231V229L131 230V232ZM52 232V231H51ZM84 232V231H83ZM130 232V233H131ZM135 232V231H134ZM134 232H132V233H134ZM178 232H179V230H178ZM190 232V233H189ZM8 233V236L10 237V235L11 234H9ZM70 233V232H69ZM75 233V232H74ZM145 233H146V231H145ZM184 234L186 233V232H183ZM15 234V233H14ZM44 234H46V233H44ZM46 234V235H47ZM137 234V233H136ZM135 234V235H136ZM180 234V233H179ZM11 235V236H12ZM16 235V234H15ZM53 235H52V239H53ZM70 235H72L71 237H72V239H73V241L75 240V238H76V235H77V232H76V235H74L73 234V232L70 234ZM74 235V236H73ZM82 235V234H81ZM85 235H87L86 233H85ZM7 236V234H5V236H4V238ZM62 236V235H61ZM88 236V235H87ZM95 236V235H94ZM132 236H134V235H132ZM147 236H148V234H147ZM184 236V235H183ZM182 236V237H183ZM257 236V238L259 239L260 238V236L259 235H256ZM13 238H14V236H12ZM17 237H19L18 236V234H17ZM49 237V238H50ZM73 237H75V238H73ZM187 237V236H186ZM199 237L201 238V237H204V238H201V239H204V241H201L200 239H199ZM1 239H2V237H0ZM7 238V237H6ZM12 238V239H13ZM34 238V237H33ZM55 238V237H54ZM0 239V240H1ZM9 239V241L8 242H11L10 241V238H8ZM11 239V240H12ZM61 239V238H60ZM71 239V238H70ZM79 239H80V242H81V239L82 238H78V241H79ZM183 239V238H182ZM5 240V239H4ZM45 240V239H44ZM55 240V239H54ZM83 240V239H82ZM90 240V239H89ZM138 240V239H137ZM185 240V239H184ZM188 240V241H189ZM15 241V240H14ZM13 241V242H14ZM35 241H36V239H35ZM34 241V242H35ZM42 241V240H41ZM47 241V240H46ZM51 241V240H50ZM56 241V240H55ZM54 241V242H55ZM56 241V242H57ZM206 241V242H205ZM258 241V240H257ZM256 241V242H257ZM1 242V241H0ZM33 242V241H32ZM32 242H31V244H32ZM43 242V241H42ZM41 242V243H42ZM63 242V241H62ZM75 243H76V245L78 244V242H76V241H74ZM74 242H72V243H74ZM86 242V241H85ZM97 242V241H96ZM187 242V241H186ZM203 242V243H202ZM237 242V243H236ZM244 242V243H243ZM53 243V242H52ZM82 243V242H81ZM88 243H93L92 241L91 242H89L88 241ZM88 243H86L87 245H86V248L88 247V251H91L92 250V248L90 247V245L88 244ZM101 243V242H100ZM188 243H190V242H188ZM3 244V243H2ZM9 244V243H8ZM39 244H40V240L39 241H36L35 242V244H33L32 246H30V247H26V251L22 254V253H20V250H18L17 251V253L15 254V255H13L14 256V258H18V259H20L21 258V260H26V261H29V259L32 261L33 259H37V260H40V259H42L39 255V253L41 252H39L38 253V251L40 250V248H39ZM44 244V242L40 245V246H42ZM45 244H47L46 242H45ZM60 244H61V242H60ZM180 244V243H179ZM228 244V245H227ZM240 244V245H241ZM62 245H63V243H62ZM79 245H81V244H79ZM79 245H77V247L79 246ZM98 245H101V244H98ZM192 245H194V246H192ZM3 246H6V245H4L3 244ZM23 246V245H22ZM47 246V245H46ZM59 246V245H58ZM71 246V245H70ZM92 246V245H91ZM102 246V245H101ZM231 246H233V245H231ZM83 247V246H82ZM91 249H90V248ZM180 247V246H179ZM192 247V248H191ZM6 248V247H5ZM8 248V247H7ZM28 248V249H27ZM49 248V247H48ZM61 248V247H60ZM80 248V246L77 248V249H79ZM84 251L85 250H87V249H85V245H84ZM97 249V252H99V251H101V249H102V251H101V253L99 252V254H101L100 256L101 257H104L103 255H104V253H105V255L106 256H108V254L104 251V248H96V247H93V250H94V252H96L95 251V249ZM20 249V248H19ZM44 249V248H43ZM47 249V248H46ZM61 249H63V247L61 248ZM80 249H82V248H80ZM78 250V251H82V250ZM98 249H100V250H98ZM214 249V250H213ZM55 250V249H54ZM5 251L7 252L8 250L7 249H5ZM63 251V250H62ZM78 251H76V252H78ZM83 251V253L82 254H84L85 252H88V251H85L84 252ZM9 252L10 251H8L7 252V255L9 254ZM94 252H88V254L87 255H89V254H92L93 253V255H94V257H96L97 255L99 256V254H97V253H94ZM103 252V253H102ZM11 253H12V251H11ZM18 253H20V254H22L21 256L19 255L18 256ZM39 254V255H38ZM95 254H96V256H95ZM103 254V255H102ZM11 255V254H10ZM86 255V254H85ZM84 255V256H85ZM87 255H86V258H87ZM4 256V255H3ZM81 256V255H80ZM96 257V258H100L101 259V257L99 256V257ZM1 257V256H0ZM7 258H9L8 256H6ZM5 257V258H6ZM11 257V256H10ZM52 257V256H51ZM55 257V256H54ZM89 257L91 258V257H93L92 255L91 256H88V259H89ZM109 257V256H108ZM107 257V258H108ZM154 257V256H153ZM157 257V256H156ZM78 258V257H77ZM82 259H83V257H81ZM47 259V258H46ZM49 259V258H48ZM57 259V258H56ZM103 259V258H102ZM3 260V259H2ZM8 260V259H7ZM13 260V259H12ZM15 260V259H14ZM13 260V261H14ZM55 260V259H54ZM59 260V259H58ZM75 260V259H74ZM79 260V259H78ZM100 261H102V260H100ZM109 261V260H108ZM2 262V261H1ZM41 262V261H40ZM153 263H154V260L152 261ZM162 263V262H161ZM102 264V263H101Z\"/></svg>",
	"mask_w": 264,
	"mask_h": 264
}]
</instances>
